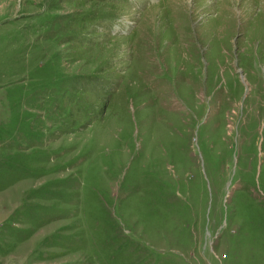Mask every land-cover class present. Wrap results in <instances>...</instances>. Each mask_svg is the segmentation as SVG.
<instances>
[{"label": "rangeland", "instance_id": "374dc122", "mask_svg": "<svg viewBox=\"0 0 264 264\" xmlns=\"http://www.w3.org/2000/svg\"><path fill=\"white\" fill-rule=\"evenodd\" d=\"M0 264H264V0H0Z\"/></svg>", "mask_w": 264, "mask_h": 264}]
</instances>
